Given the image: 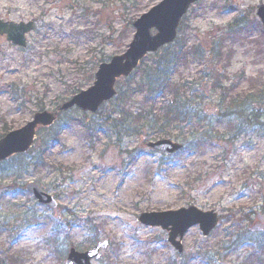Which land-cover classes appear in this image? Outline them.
<instances>
[{
  "label": "rangeland",
  "instance_id": "1",
  "mask_svg": "<svg viewBox=\"0 0 264 264\" xmlns=\"http://www.w3.org/2000/svg\"><path fill=\"white\" fill-rule=\"evenodd\" d=\"M160 1L0 0V19L35 22L25 49L0 40V133L23 126L39 110H54L73 87L82 85L85 73L95 72L99 57L114 55L118 33L130 29V38L132 23ZM260 4L264 0H197L181 21L185 31L178 30V35L191 42L219 35L228 27L238 31L250 21L251 29L226 43L230 62L224 77L244 81L259 74L264 81V66L257 56L264 49V29L256 15ZM101 10L105 20L97 22ZM202 69L192 63L183 73L186 88L193 86L194 95L198 93L192 82ZM110 112L105 104L85 118L76 109L62 113L52 127L56 135L48 143L43 165L15 162L12 172L0 174L2 264H7L8 255L20 252L23 264H63L70 247L84 251L102 240L108 246L92 264H164L177 252L164 231L137 221L141 213L195 206L227 215L214 235L203 238L197 226L191 228L182 239L186 255L232 231L241 207L264 210V129L240 138L229 156L215 149L203 160L179 152L162 157L138 136L115 140L106 123ZM193 130L186 125L183 134ZM35 146L29 157L37 154ZM28 182L54 196L58 207L40 206L30 193L21 191L19 186ZM89 220L94 221V230ZM97 231L100 234L93 238ZM47 236L56 243H46Z\"/></svg>",
  "mask_w": 264,
  "mask_h": 264
},
{
  "label": "trees",
  "instance_id": "2",
  "mask_svg": "<svg viewBox=\"0 0 264 264\" xmlns=\"http://www.w3.org/2000/svg\"><path fill=\"white\" fill-rule=\"evenodd\" d=\"M104 16L101 10L97 22L105 20ZM242 23L241 21L238 25ZM247 23L238 31V28L228 27L219 35L213 33L191 42L187 41V37L178 35L172 44L141 60L129 77L118 80L116 95L105 103L111 109L106 123L111 127L114 139L138 136L147 143L150 139L173 137L183 144L179 151L181 155H192L195 160H203L215 149L219 154L229 156L240 138L250 137L254 132L263 130L264 81L261 75L257 74L256 77L244 81L224 77L230 62L226 43L251 29L253 24L250 21ZM110 28L108 27V30ZM178 30L185 31L181 29V24ZM130 34L131 30L126 28L118 33L115 38L118 50L114 54L122 52ZM107 39L109 37L102 40ZM257 56L264 66V49L259 51ZM108 59L102 55L94 65ZM192 63L203 66L200 75L192 82L195 93H198L196 95L192 92L193 86L186 88L187 78H183V73ZM93 74L94 72L85 73L84 80L80 83L82 85L73 87L67 94L68 97L91 84ZM205 100L210 102L207 104ZM58 108L59 105L55 107ZM82 115L86 117L85 113ZM74 122L81 121L75 119ZM189 124L194 130L185 136L183 129ZM52 127L38 131L35 139V148L37 147L38 151L35 156L29 157L32 152L30 149L26 154L10 157L0 163V174L12 172V163L15 162L25 167L43 165L48 143L56 135ZM9 130L4 129L0 137ZM43 132L46 134L45 139H38ZM134 153L135 151L130 153L132 159L135 157ZM11 159L13 160L9 162ZM4 164H9V167L3 168ZM14 182L15 179L11 185ZM19 188L24 191V186ZM241 208L240 213H235L240 214L236 219L237 225L227 235L210 246L195 247L186 255L170 257L164 264H264L263 207L260 210L249 206ZM226 218L225 214L219 215L220 222ZM88 222L94 230V221ZM260 222L262 224L259 226ZM99 234L97 231L93 238ZM51 240L53 238L49 236L44 239L46 243ZM53 242L55 244L56 240ZM57 255L60 258L59 254ZM5 261L7 264H23L24 255H8ZM2 263L3 261H0V264Z\"/></svg>",
  "mask_w": 264,
  "mask_h": 264
},
{
  "label": "water",
  "instance_id": "3",
  "mask_svg": "<svg viewBox=\"0 0 264 264\" xmlns=\"http://www.w3.org/2000/svg\"><path fill=\"white\" fill-rule=\"evenodd\" d=\"M197 0H161L132 24L134 33L125 51L101 63L94 81L87 89L78 92L60 106L61 111L76 107L80 111L94 113L99 106L115 95L114 85L121 77H127L138 66L140 60L148 53H154L161 47L173 42L177 27L191 4ZM257 16L264 28V4L257 9ZM32 22L2 21L0 19V36L5 35L12 44L25 47V35L32 31ZM59 111H38L22 127L11 130L0 138V162L13 154L24 153L34 142L36 132L41 127L54 123ZM154 152L170 155L181 145L168 139L150 142L147 145ZM40 205L55 208V199L39 186L30 182L25 185ZM139 222L146 226L161 227L168 232L167 240L179 253L182 252L181 240L193 226H198L202 235L207 236L217 225L218 216L213 210L202 211L195 206L180 208L175 211L142 213ZM107 241L98 242L92 249L78 252L71 248L64 264H90L97 259L99 249H105Z\"/></svg>",
  "mask_w": 264,
  "mask_h": 264
},
{
  "label": "flooded vegetation",
  "instance_id": "4",
  "mask_svg": "<svg viewBox=\"0 0 264 264\" xmlns=\"http://www.w3.org/2000/svg\"><path fill=\"white\" fill-rule=\"evenodd\" d=\"M0 39H3V37H2V38H0Z\"/></svg>",
  "mask_w": 264,
  "mask_h": 264
}]
</instances>
